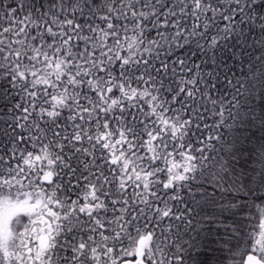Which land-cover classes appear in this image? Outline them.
I'll return each mask as SVG.
<instances>
[{
  "label": "snow or ice",
  "instance_id": "1",
  "mask_svg": "<svg viewBox=\"0 0 264 264\" xmlns=\"http://www.w3.org/2000/svg\"><path fill=\"white\" fill-rule=\"evenodd\" d=\"M0 264H264V0H0Z\"/></svg>",
  "mask_w": 264,
  "mask_h": 264
},
{
  "label": "trees",
  "instance_id": "2",
  "mask_svg": "<svg viewBox=\"0 0 264 264\" xmlns=\"http://www.w3.org/2000/svg\"><path fill=\"white\" fill-rule=\"evenodd\" d=\"M259 221H260V217H259L258 211L256 209H253V214H251L250 219L246 221V225H247L246 231L252 232V233H258L259 232ZM241 247H244L243 241L241 242Z\"/></svg>",
  "mask_w": 264,
  "mask_h": 264
}]
</instances>
